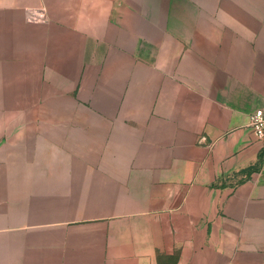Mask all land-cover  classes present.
I'll return each instance as SVG.
<instances>
[{
	"label": "crops",
	"instance_id": "1",
	"mask_svg": "<svg viewBox=\"0 0 264 264\" xmlns=\"http://www.w3.org/2000/svg\"><path fill=\"white\" fill-rule=\"evenodd\" d=\"M258 109L264 0H0V264H264Z\"/></svg>",
	"mask_w": 264,
	"mask_h": 264
},
{
	"label": "built area",
	"instance_id": "2",
	"mask_svg": "<svg viewBox=\"0 0 264 264\" xmlns=\"http://www.w3.org/2000/svg\"><path fill=\"white\" fill-rule=\"evenodd\" d=\"M40 16L42 15L34 12H29L28 15L30 19H37ZM249 126L252 129L255 138L263 142L264 145V111L262 109H258L250 115ZM262 163L264 165V146L262 153Z\"/></svg>",
	"mask_w": 264,
	"mask_h": 264
}]
</instances>
